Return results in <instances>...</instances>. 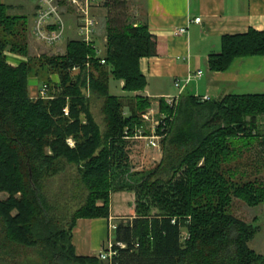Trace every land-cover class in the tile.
Wrapping results in <instances>:
<instances>
[{"label":"trees","instance_id":"trees-1","mask_svg":"<svg viewBox=\"0 0 264 264\" xmlns=\"http://www.w3.org/2000/svg\"><path fill=\"white\" fill-rule=\"evenodd\" d=\"M9 9L0 0L5 37L0 39V193H10L9 199L0 200V250L17 254L21 248L42 245L50 264H103L99 255L77 254L73 231L81 217L109 218L116 194V213L125 212L119 218L129 214V198H135L138 207L130 221L117 225V253L106 260L109 264H264V255L249 247L258 226L228 213L232 195L251 206L264 202V182L236 184L226 176L231 168L224 169L232 154L230 140L254 135L256 117L264 114V93L207 100L183 93L172 106L163 98L136 97L131 116L125 117L123 100L110 93V78L124 81L127 92L145 90L140 63L157 54V41L146 24L109 23L105 56L94 42L69 40L65 54L45 59L59 72L61 93L55 99H34L29 93L32 64L21 59L13 65L6 52L10 46L11 52L28 55L24 38L8 40L15 28L25 30L28 20ZM249 56H264V30L225 35L222 52L210 56V69L226 71L236 58ZM75 66L80 70L73 71ZM85 88L104 99V131L90 112ZM68 96L74 99L71 113L65 115ZM151 102L169 114L164 156L137 184L116 186L114 175L126 174L129 167L125 128L132 130ZM79 112L87 114V123L81 122ZM69 137L74 146L67 142ZM260 142L264 146V137ZM67 165L77 166L89 197L66 222V217L55 215L57 207L45 185ZM146 190L151 206L141 197ZM99 199L105 200L102 206L97 205ZM14 209L19 213L14 215Z\"/></svg>","mask_w":264,"mask_h":264},{"label":"rangeland","instance_id":"rangeland-1","mask_svg":"<svg viewBox=\"0 0 264 264\" xmlns=\"http://www.w3.org/2000/svg\"><path fill=\"white\" fill-rule=\"evenodd\" d=\"M61 6L63 11V0ZM35 2V1H34ZM33 3V0H23L25 6H29ZM107 16L99 14L98 31L95 35V39L101 48L102 56H105L107 51V37L109 23L112 26H124L127 24L134 25L137 20V6L133 0H110L108 5ZM26 7V8H27ZM10 14L27 16L28 24L27 28L21 29L15 28L13 35L8 37V40L24 38L27 41L28 55H21L11 52V47L8 46L6 52L8 61L11 63V58L27 59L32 64V72L29 76V93L34 99L40 98V90L43 85H48L47 97L42 99L50 100L55 99L62 91L60 85V75L58 70L51 66L45 60L51 56L63 55L67 48V43L71 39H82L77 33H70L66 31L62 40L56 45H47L38 41L32 35L33 19L28 15V11L10 10ZM105 18H107L105 20ZM22 30V31H21ZM20 33V35H18ZM4 33L0 28V39ZM95 41V43H97ZM99 48V49H100ZM19 61V60H18ZM44 62V63H42ZM13 64V63H11ZM18 64V63H17ZM13 64V65H17ZM124 82V81H123ZM89 84V81H88ZM188 86V85H187ZM110 93L121 97L124 103L123 115L125 117L131 116L130 104L134 102L136 97H144L141 91L127 92L121 87L119 80L111 76L109 81ZM186 87V86H185ZM184 87V88H185ZM83 92L89 98V109L92 113L94 120L100 126L101 131L106 127V115L103 110L104 99L98 97L89 88L83 89ZM180 98V97H179ZM178 97L163 98V100L170 106L177 102ZM202 98V97H201ZM200 98V99H201ZM70 96L67 97V105L71 113V105L73 99ZM80 108L77 107V110ZM80 120L83 124L88 122V116L85 112H79ZM140 120L135 127L130 130L129 127L125 128V133L128 139V172L126 174L114 175L115 185L125 184H137L144 179V176L154 169L162 160L164 156V140L169 130L168 124H166L169 114L160 109L158 102H151L144 111L139 113ZM247 120H252L251 115L247 117ZM73 121V120H72ZM256 128L254 135L243 137L236 136L235 139H231L233 142L230 159L224 163V169L231 168L229 172H226V176L236 184H241L248 181L259 180L264 182V146L261 144V138L264 137V114L256 117ZM256 134V135H255ZM69 145L74 146L75 140L73 137L67 139ZM156 143V145L153 144ZM204 160H201L200 165H203ZM45 191L50 199V202L56 206V214L58 217H66V222L72 220L73 215L78 212L88 202L89 191L86 189L83 181L81 180L77 166L67 165L65 170L59 174L51 177L46 181ZM20 195L18 194L17 197ZM120 195L114 194L112 196V205L114 212H116V201ZM10 197V193L7 191L0 193V200H7ZM141 197L146 205H152V200L148 196V192H142ZM232 202L228 208V213L247 222L258 226V232L255 237L249 242V247L257 254L264 255V202L257 206H251L243 199L232 195ZM104 199L97 201L98 206L104 204ZM126 206H131L135 210L138 207V202L131 200L127 202ZM14 215L19 213L18 209L12 211ZM134 212L129 213L127 216H122L124 219H113V224L118 225L122 222L130 221L131 215ZM108 217H96L80 219H100ZM79 219V220H80ZM78 220V221H79ZM75 229V228H74ZM110 230V229H109ZM74 233V231H73ZM184 236L187 235L184 230ZM115 243V229L109 231V239L104 243L102 250L107 248L108 244ZM45 246L39 245L31 248H21L17 254H9L6 250H0V263L5 264H50L52 261L48 256V252ZM99 252H94L92 255L85 256H98ZM103 264H109L108 261H102Z\"/></svg>","mask_w":264,"mask_h":264},{"label":"crops","instance_id":"crops-1","mask_svg":"<svg viewBox=\"0 0 264 264\" xmlns=\"http://www.w3.org/2000/svg\"><path fill=\"white\" fill-rule=\"evenodd\" d=\"M1 1L10 5L9 11L21 12L26 9L34 23L37 13L34 0L28 7L23 4V0ZM63 1L67 30L82 37L78 29V11L69 0ZM133 1L138 12L134 25L146 24L157 41V54L142 58L140 63L142 73L147 79V86L141 91L144 96L157 99L172 96L179 98L183 93H192L199 98L208 96L210 99H218L228 94L264 93V56L236 58L226 71H212L209 65L210 56L222 52V40L225 35L244 34L250 29L264 30V0ZM107 2H91V13L97 20L92 42L101 56L102 50L95 35L100 23L98 15L107 16ZM196 17H200L201 21L195 22ZM187 25V33L177 35L173 32L175 28ZM18 60L21 59L11 58V63L17 64ZM198 70L202 71V75L182 91L176 87L177 79L183 80ZM120 83L123 88L124 82ZM124 93L128 94L127 91ZM131 200L129 198L128 202ZM124 208L125 206L121 207L122 211ZM126 208L128 213L134 212L133 207ZM123 214L125 212H114L111 203L109 218L80 219L73 236L77 254L92 255L94 252H101L104 243L109 239L113 219Z\"/></svg>","mask_w":264,"mask_h":264},{"label":"built area","instance_id":"built-area-1","mask_svg":"<svg viewBox=\"0 0 264 264\" xmlns=\"http://www.w3.org/2000/svg\"><path fill=\"white\" fill-rule=\"evenodd\" d=\"M37 5V13L32 26V35L40 42L47 45H56L64 37L67 31L66 20L63 15L62 6L59 0H34ZM79 13L78 29L83 40L92 42V37L96 31L97 20L91 13V2L94 0H69ZM195 22H200L201 18L196 17ZM177 35H182L188 32V25L184 27H177L173 31ZM98 53H100L98 51ZM102 63L105 60L102 59ZM89 66V63L87 64ZM73 71L80 70L79 66H75ZM202 71L198 70L196 73H190L185 79H177L175 85L182 91L185 86L189 85L195 78L200 77ZM48 85H43L40 90V98L47 97ZM181 93V92H180ZM210 99L208 96H203L201 100ZM65 115H69L68 106L65 108ZM154 145L156 143L153 142ZM111 229H116L117 225L111 224ZM124 246L123 243H118ZM117 251L114 249V244L110 242L106 251H101L99 257L107 260L112 259Z\"/></svg>","mask_w":264,"mask_h":264}]
</instances>
